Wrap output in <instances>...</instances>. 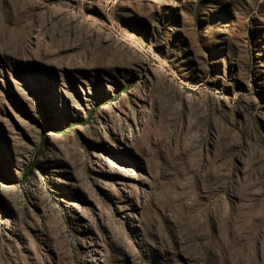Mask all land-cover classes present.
I'll return each mask as SVG.
<instances>
[{"label": "rangeland", "instance_id": "rangeland-1", "mask_svg": "<svg viewBox=\"0 0 264 264\" xmlns=\"http://www.w3.org/2000/svg\"><path fill=\"white\" fill-rule=\"evenodd\" d=\"M0 264H264V0H0Z\"/></svg>", "mask_w": 264, "mask_h": 264}]
</instances>
